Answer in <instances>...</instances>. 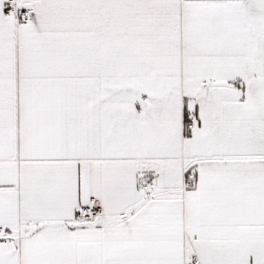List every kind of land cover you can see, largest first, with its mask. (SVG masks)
Instances as JSON below:
<instances>
[{
  "label": "snow or ice",
  "instance_id": "1",
  "mask_svg": "<svg viewBox=\"0 0 264 264\" xmlns=\"http://www.w3.org/2000/svg\"><path fill=\"white\" fill-rule=\"evenodd\" d=\"M0 264H264V0H0Z\"/></svg>",
  "mask_w": 264,
  "mask_h": 264
}]
</instances>
